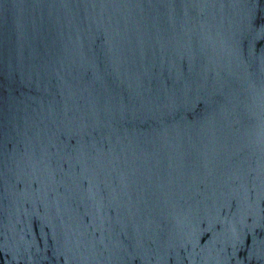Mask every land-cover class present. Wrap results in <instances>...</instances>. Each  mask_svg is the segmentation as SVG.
<instances>
[{
	"label": "water",
	"instance_id": "1",
	"mask_svg": "<svg viewBox=\"0 0 264 264\" xmlns=\"http://www.w3.org/2000/svg\"><path fill=\"white\" fill-rule=\"evenodd\" d=\"M0 264H264V0H0Z\"/></svg>",
	"mask_w": 264,
	"mask_h": 264
}]
</instances>
